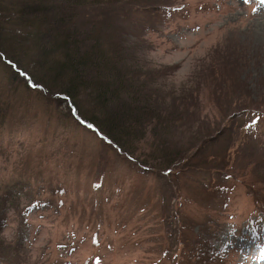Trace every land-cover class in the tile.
Wrapping results in <instances>:
<instances>
[{"label":"rangeland","instance_id":"rangeland-1","mask_svg":"<svg viewBox=\"0 0 264 264\" xmlns=\"http://www.w3.org/2000/svg\"><path fill=\"white\" fill-rule=\"evenodd\" d=\"M137 1L112 28L160 90H197L180 141L219 135L204 168L103 166L101 138L0 63V192L41 201L7 213L0 264H264V0Z\"/></svg>","mask_w":264,"mask_h":264},{"label":"trees","instance_id":"trees-1","mask_svg":"<svg viewBox=\"0 0 264 264\" xmlns=\"http://www.w3.org/2000/svg\"><path fill=\"white\" fill-rule=\"evenodd\" d=\"M112 1L121 9L108 8ZM136 3L0 0V63L10 68L18 88L43 92L47 106H65L63 113L70 122L96 133L102 140L103 166L114 154L143 172L170 175L176 168L186 169L183 161L203 169L196 160L219 135L198 138L189 146L180 141L185 129L192 127L184 122L185 109L197 90H160L162 86L126 45L124 34L112 28L114 18H129ZM141 36L133 35L143 40ZM4 113L0 107V116ZM228 127L229 122L218 134ZM24 189L13 185L0 192V219L7 222L11 207L19 206L25 196V205H41L37 197L29 196L30 190L23 194Z\"/></svg>","mask_w":264,"mask_h":264},{"label":"snow or ice","instance_id":"snow-or-ice-1","mask_svg":"<svg viewBox=\"0 0 264 264\" xmlns=\"http://www.w3.org/2000/svg\"><path fill=\"white\" fill-rule=\"evenodd\" d=\"M242 2H244V0H242ZM89 127H91V125H89ZM7 228H8V223L5 220L0 219V230Z\"/></svg>","mask_w":264,"mask_h":264}]
</instances>
